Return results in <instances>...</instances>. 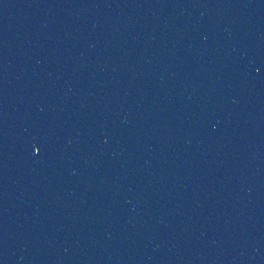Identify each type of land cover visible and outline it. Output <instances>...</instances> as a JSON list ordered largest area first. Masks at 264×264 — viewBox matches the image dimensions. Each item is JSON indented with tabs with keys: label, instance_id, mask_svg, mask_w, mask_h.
Listing matches in <instances>:
<instances>
[{
	"label": "water",
	"instance_id": "95a60500",
	"mask_svg": "<svg viewBox=\"0 0 264 264\" xmlns=\"http://www.w3.org/2000/svg\"><path fill=\"white\" fill-rule=\"evenodd\" d=\"M0 264H264V0H0Z\"/></svg>",
	"mask_w": 264,
	"mask_h": 264
}]
</instances>
